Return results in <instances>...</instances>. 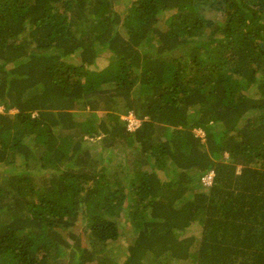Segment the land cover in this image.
I'll list each match as a JSON object with an SVG mask.
<instances>
[{
	"label": "trees",
	"instance_id": "16d2710c",
	"mask_svg": "<svg viewBox=\"0 0 264 264\" xmlns=\"http://www.w3.org/2000/svg\"><path fill=\"white\" fill-rule=\"evenodd\" d=\"M0 106V264H264V0H0Z\"/></svg>",
	"mask_w": 264,
	"mask_h": 264
},
{
	"label": "rangeland",
	"instance_id": "374dc122",
	"mask_svg": "<svg viewBox=\"0 0 264 264\" xmlns=\"http://www.w3.org/2000/svg\"><path fill=\"white\" fill-rule=\"evenodd\" d=\"M127 4L128 3L126 1H122L121 3L117 4L115 8L120 13H124V10H125ZM207 17H209L210 19L213 20V16L212 15H208ZM157 27L159 29H161V30L165 29V23H164V21H162V20L159 21L157 23ZM105 63H106V61L103 58H100L98 60V62H97V65H98L97 67L101 68ZM248 94L251 95V96H254L255 95L252 90H250L248 92ZM0 109H1V106H0ZM13 112H14L13 110L10 111V113H13ZM94 115H95V117L97 119H100V118L103 117L104 113H96ZM83 116H86V115L83 114ZM123 116H121V119H122ZM76 118L82 119V116L76 117ZM119 222L122 225L123 218H120L119 219ZM81 229H82L81 226L76 225V226L72 227L68 232H72L74 235H79L81 233ZM200 230L201 229H200V227H199L198 224H193L191 227H189L188 230H186L184 232L183 237L193 236L195 238V240H197L199 238V235H200ZM121 232L122 233H121L120 237L118 238V240L116 242L108 245V251H110L111 256H117V258L120 261L122 259L121 257H123V254L126 251V247H127L128 241L132 240L133 239V236H134L133 235V232L130 229V227L126 223L124 224V227L121 228ZM81 235H82V241L84 243V246L85 247H88L86 235L85 234L84 235L81 234ZM69 243H71L70 239H69ZM195 248L196 247H193L192 250H195ZM173 264H191V263L189 261H186V262L173 261Z\"/></svg>",
	"mask_w": 264,
	"mask_h": 264
},
{
	"label": "built area",
	"instance_id": "2783aa9c",
	"mask_svg": "<svg viewBox=\"0 0 264 264\" xmlns=\"http://www.w3.org/2000/svg\"><path fill=\"white\" fill-rule=\"evenodd\" d=\"M0 111H2V107H1ZM122 121L125 123V127H126V130L128 132H134L140 126V120L138 118H136L132 112H128L127 114H125L122 117ZM194 133L196 136H198L202 139L204 138V132L202 130L196 129L194 131ZM213 177H214L213 171H209V172L205 173L201 177V180H200L201 184L204 187H209L212 183Z\"/></svg>",
	"mask_w": 264,
	"mask_h": 264
},
{
	"label": "clouds",
	"instance_id": "9594fccd",
	"mask_svg": "<svg viewBox=\"0 0 264 264\" xmlns=\"http://www.w3.org/2000/svg\"><path fill=\"white\" fill-rule=\"evenodd\" d=\"M237 171H239V168L237 169Z\"/></svg>",
	"mask_w": 264,
	"mask_h": 264
}]
</instances>
